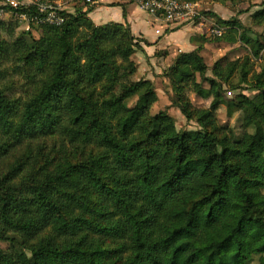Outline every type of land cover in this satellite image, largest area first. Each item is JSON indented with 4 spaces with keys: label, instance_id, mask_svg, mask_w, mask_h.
<instances>
[{
    "label": "trees",
    "instance_id": "1",
    "mask_svg": "<svg viewBox=\"0 0 264 264\" xmlns=\"http://www.w3.org/2000/svg\"><path fill=\"white\" fill-rule=\"evenodd\" d=\"M78 5L60 26L0 20V264H109L100 245L116 239L123 264H264V35L246 40L239 20L204 11L228 26L217 43L247 55L207 77L200 45L156 77L198 125L178 130L168 111L150 113L159 83L133 79L134 56L153 44ZM252 15L264 27V1ZM204 80L208 108L191 99Z\"/></svg>",
    "mask_w": 264,
    "mask_h": 264
},
{
    "label": "rangeland",
    "instance_id": "2",
    "mask_svg": "<svg viewBox=\"0 0 264 264\" xmlns=\"http://www.w3.org/2000/svg\"><path fill=\"white\" fill-rule=\"evenodd\" d=\"M264 0H236L235 3H230L227 5H215L214 8L211 10L212 12L216 13L221 17L223 21L226 19V21H232V20H239L243 26L246 27L248 30L247 35L248 37L246 40L250 39H256L258 37V34H263L264 35V27H261L260 25L256 24L254 19H253V13H255L257 10L260 9V4ZM208 3H213L211 1H206V3L203 5L204 11H209L211 9V5ZM217 4V3H215ZM78 6H81L79 4ZM101 7H97L95 11H93L90 15L91 19L95 21L97 24H101L107 19H104V15L107 12L106 9ZM206 19H211L212 21L210 22L209 20H201L200 23L198 24H193L196 28L197 31L195 32L194 35L190 36L189 38L192 40V43H189V45L186 46V48L183 51L181 47H175L171 48L168 45L162 46L161 50L166 51V55H161L160 57H157L160 61H162L164 64L163 65H168L172 64L174 59H175V52L178 54L181 52H193L196 50L200 45H202V51L201 54L203 55L205 62L209 66V72H207V77H211V67L213 65L220 61L221 59H227L228 61H234L239 58H243L247 55V49L245 46L241 43L236 44L233 47H227V46H222L219 43H217L216 37L213 36L212 34V29L214 26H218L222 28V33L223 35L228 32V26L225 27L221 23L215 20L212 17H207ZM5 20H10V18H7ZM13 22L18 23L19 27H22L19 29V32H25V23H22L18 19L12 18L11 19ZM184 26V25H182ZM171 28V27H170ZM174 28V27H173ZM177 28V27H175ZM34 30V29H33ZM178 30V29H177ZM35 32V35L38 36L39 33L35 30L32 32ZM27 33V32H26ZM222 35V36H223ZM222 38V37H221ZM188 42V41H187ZM167 49V50H163ZM140 52V51H139ZM137 53L134 56V60L138 66V73L135 75L133 78L135 81L139 80L140 78H145V79H150L153 81H157L160 85V89L158 90V95H159V100L158 102L151 108L150 113L152 115H155L161 111H168L169 114L174 118L176 122V127L178 130H195L198 128V125L194 122H187L183 114L180 112V110L173 105L171 101V91L167 83H162L161 78H156L157 76L161 74H155L154 70L150 63H149V58L146 60L142 54ZM177 54V55H178ZM174 55V56H173ZM169 66H165V68L162 69L165 70ZM254 72L260 73L261 77L264 79V63L260 61L255 62V70ZM240 76V73L236 74V77L233 79L234 82H237L238 78ZM252 76V74L250 75ZM199 80H201L199 76ZM226 93H225V98L223 100V104L219 111L217 112V120L220 124H224L226 122V115H227V99L229 97H233L235 94L234 91L230 90L229 88H226ZM242 91V90H241ZM245 93L248 95L254 94L253 91L251 90H245ZM137 97L131 99L128 101V105H133ZM191 99L193 103L197 107H206L208 108L212 101H213V95L209 93V83L204 80L203 81V89L202 93H191ZM243 121V117L239 114H236L234 118L231 120V125L235 126L237 124H240ZM115 243H122L121 240H112V242L108 241H103L100 245V249L105 251L108 254V263L109 264H123V256L124 253L120 252H114V244ZM9 246V243L3 242L1 243V247L6 248Z\"/></svg>",
    "mask_w": 264,
    "mask_h": 264
},
{
    "label": "built area",
    "instance_id": "3",
    "mask_svg": "<svg viewBox=\"0 0 264 264\" xmlns=\"http://www.w3.org/2000/svg\"><path fill=\"white\" fill-rule=\"evenodd\" d=\"M100 0H0V20L15 18L25 23V30L31 31L33 26H60L64 23L63 14L73 11L77 4L90 7L99 5ZM143 10L160 17L164 24L179 27L185 24H195L199 19L209 20L204 15L201 2L187 3L180 0H134ZM222 28L214 26L212 34L222 37Z\"/></svg>",
    "mask_w": 264,
    "mask_h": 264
},
{
    "label": "crops",
    "instance_id": "4",
    "mask_svg": "<svg viewBox=\"0 0 264 264\" xmlns=\"http://www.w3.org/2000/svg\"><path fill=\"white\" fill-rule=\"evenodd\" d=\"M200 2L202 5L206 3L204 1ZM124 3L125 2L121 0H100L97 7H101L100 9L104 8L108 12L104 15V19L107 20L101 24L109 22L123 24L128 23L134 36L138 37L139 39H144L150 44H153L152 46H147L142 43L143 49L139 53L142 54L146 60L149 58L150 65L155 68V74H161L162 69L165 68V66H170V64L163 65L164 63L156 57V51H162V46L166 45L171 48L179 46L182 48L180 51H183L186 46L189 45V43H192V40L189 37L195 34L197 28L193 24H185L184 26H179L177 28L167 26L160 17L149 14L137 3L123 5ZM120 4L122 6H119ZM208 4L211 5V9L209 11H211L215 5H219L215 3ZM177 54L178 53L175 52V56H177Z\"/></svg>",
    "mask_w": 264,
    "mask_h": 264
}]
</instances>
